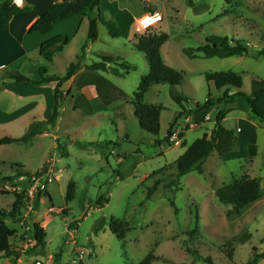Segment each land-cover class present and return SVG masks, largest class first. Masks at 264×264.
I'll use <instances>...</instances> for the list:
<instances>
[{"label": "rangeland", "instance_id": "rangeland-1", "mask_svg": "<svg viewBox=\"0 0 264 264\" xmlns=\"http://www.w3.org/2000/svg\"><path fill=\"white\" fill-rule=\"evenodd\" d=\"M101 3L102 17L115 24L119 36L111 38L99 23L95 42H89L87 32L82 29L72 40L77 32L74 26L69 28L68 45L43 66L50 74L63 77L83 52L84 65L99 62L100 55H113L135 65L136 71L124 77L99 72L124 97L104 105L91 95V113L73 110L71 96L80 92L76 89L77 81L69 91L67 84L61 93L63 101L59 103L56 125L48 130L47 136L37 140L33 147L12 144L0 150V189L11 193L0 195V211L11 208L13 194L17 193L14 187L29 189V183L8 181L5 176L23 172L20 164L33 171L51 158L55 171L63 170L47 186L50 199L42 197L31 219L26 201L20 220L15 224L7 221L16 232L10 239L11 249L19 255L15 264L41 262L47 255H59L54 264H140L151 253L158 258L153 264H207L195 261L193 253L210 258L213 264L249 263L254 251L257 254L264 251V122L250 120L246 102L238 99L235 109L222 122L226 129L242 131L237 151L224 157L211 153L203 165V174L189 173L180 178L178 190L160 187L146 200L147 189L155 179L162 176L164 180L175 179L171 166L197 139L210 133L216 110L211 111L210 122L194 126L192 121L194 127L184 133L179 145H155L154 137L140 129L134 116V94L148 72L144 56L135 46L136 36L145 32L138 29L137 20L151 12L147 9L156 8L162 21L150 30L169 37L160 50L162 61L184 77L177 88L154 85L143 97L144 104L162 109L158 138L163 139L181 110L174 97L185 98L188 103L183 106L188 110L207 100L216 102L223 95L225 89L217 90L213 84L206 83L205 73L240 74L241 91L245 94H250L253 79L264 81V0H149V8L144 0H102ZM123 7L127 10L125 14L119 11ZM224 38L233 39L248 47L250 53L261 56L258 59L190 58L207 39L220 43ZM14 54L11 49L6 53L0 51V60L14 58ZM0 74L5 75V70ZM182 123L191 124L179 122ZM7 132L9 137H17L25 131L16 125ZM105 143L114 145L105 147ZM248 144L257 148L252 159L248 157ZM244 174L258 181L262 197L248 205L240 216L228 217L231 206L219 203L215 192L232 178ZM69 183L75 185V193L72 200L66 201ZM101 196H106L108 203L98 206ZM102 220L104 227L96 233ZM111 220L128 224L129 231L123 241L110 231ZM33 223L44 226V253L31 247L28 241V229ZM228 252L232 258L227 256ZM14 262V258L0 255V264ZM257 264H264V259Z\"/></svg>", "mask_w": 264, "mask_h": 264}, {"label": "trees", "instance_id": "trees-1", "mask_svg": "<svg viewBox=\"0 0 264 264\" xmlns=\"http://www.w3.org/2000/svg\"><path fill=\"white\" fill-rule=\"evenodd\" d=\"M99 3L100 0H72L53 4L35 21L29 29V33L47 34L52 27L59 22L72 17L86 16L88 12L98 9ZM189 4H191V1H189ZM147 10L151 12L153 11L152 9ZM24 12H26V9L16 7L12 4V0H0V29H6L14 16ZM99 23L107 29L111 38H117L119 36V29L113 22L102 21L99 18H95L90 19L88 23L87 40L89 42L93 43L97 40ZM168 39L169 37L165 33L158 30L151 31L150 29L145 30V32L136 36L138 45L135 46V49L138 53H141L144 56L148 70L146 76L141 79L137 91L134 94V116L138 121L140 129L154 137L155 145L161 146L163 143L173 145L169 142V138L173 132L183 124H179L180 121L185 122V119L188 117L193 118L200 116L201 118L197 119L195 123H200L204 120L210 122V113L213 109L216 110L213 119L214 127L208 135H204L202 138L197 139L173 163L171 167L175 170V179L164 180L162 176L161 178L154 180L152 186L147 189L146 200H150L160 187H163V189L172 190L175 188L178 190L180 178L189 173L195 172L199 175L203 174V165L211 153L215 152L219 157H224L234 154L237 151L238 138L236 131L226 129L222 125V122L228 113L235 109L234 105L238 99H243L246 102L247 113L250 120L264 122L263 80L253 79L251 82L250 94H245L241 91L242 77L240 74L233 72L205 73L203 76L206 83L213 84L217 90L225 89L223 95L216 102L207 100L202 105L195 104L192 109L188 110L183 106V103H188L185 98L182 96L174 97L173 101L180 106L181 110L175 116L173 123L169 125L165 137L159 139L158 133L160 130V114L162 109L159 106L144 104L143 97L154 85L167 84L172 88H177L184 80L181 72L170 68L162 61L160 50ZM67 43V39L61 36H57L44 43L40 47V56L43 58L44 63H49L52 57L60 52ZM198 56L205 59L231 57H251L258 59L261 56V53L252 54L249 52L248 47L243 44L235 42L233 39L230 40L224 38L220 43H215L212 40L207 39L204 45L199 46L194 50V53L190 58L195 59L198 58ZM99 58V62L85 67V73L77 82V89L80 90L85 86H90L94 89L96 96L104 105H110L120 97H124V94L120 89L100 75L99 72L111 73L114 76L124 77L131 71H136V67L135 65L123 61L119 56L100 55ZM76 61V63L69 65L66 74L63 77L48 75L46 66H41L38 71L40 76L39 82L31 81L28 77L21 75L16 71H6L5 77L12 79L16 83L49 84L55 82V102L51 116L47 121L32 123L21 137L13 138L6 136L0 138V146L10 144L28 145L34 137L55 127L59 117L58 110L61 98L60 88L79 71V57H76ZM73 110H81L86 113H91L92 106L84 95L79 94L76 97H73ZM189 128V125H185L182 128L178 136L180 141L183 139L184 133L188 131ZM109 144L114 145L113 143H105L104 146L107 147ZM247 152L249 158H254L257 152L256 146L248 144ZM249 162L251 163L250 160ZM162 172L163 171H160L159 173L162 174ZM33 174L35 173L17 171L12 177H8L7 180L11 181L13 179H18L20 176L29 179ZM24 190L25 188H23V191L20 194H13L14 200L9 210L0 211V255H5L11 259L14 258L15 262L13 264L19 259L18 253L11 249L10 243V239L14 237L16 232L7 224V221L15 224L20 220L25 201ZM74 193L75 185L69 183L65 194L66 201L72 200ZM9 194L11 193L0 189V195ZM215 195L219 203L231 206V209L227 212L228 217L232 215L240 216L248 205L256 202L262 197V190L256 179H252L244 174L240 178H232L228 184H225L216 190ZM43 196H48L50 199L47 191L43 194H36L31 211L28 213L30 219L32 218L33 213L39 209L40 201ZM106 203H108V198L106 196H101L97 201L98 206H102ZM170 205L171 207H174L173 202H170ZM175 213H177L176 210ZM104 224V220H102L96 229V233L102 231ZM109 227L110 231L119 241H123L124 235L129 231L128 224L120 223L119 221L111 220ZM31 229L36 240V246L39 248V252L44 253L46 238L45 229L37 223H33ZM231 254V252H228L227 256L232 258ZM193 255H195V261L199 260L207 264H213L210 258H202L196 253H193ZM58 259L59 255H55V262ZM261 259H264V251L259 254L254 251L252 260L247 264H257ZM157 260L158 258L151 253L147 255L140 264H153Z\"/></svg>", "mask_w": 264, "mask_h": 264}, {"label": "crops", "instance_id": "crops-1", "mask_svg": "<svg viewBox=\"0 0 264 264\" xmlns=\"http://www.w3.org/2000/svg\"><path fill=\"white\" fill-rule=\"evenodd\" d=\"M68 1L72 0H23V5L21 8H25L26 12L14 16L9 22L7 28L0 30V51L6 53L7 50L11 49L13 53H15L14 58H2L0 60V71L5 70L6 73L8 70H16L21 75L28 77L31 81L39 82L40 76L38 71L39 68L45 64L43 58L40 56V47L44 43L57 36L64 37L69 42V28L75 26L77 32L75 36L71 38L74 40L81 29L87 32L90 19L99 18L102 21H108L105 17H102L101 12L99 11L102 4V0H100L98 9L88 12L86 16L72 17L59 22L54 25L47 34L29 33L31 26L47 11L51 5ZM144 1L146 2V7L149 8V0ZM110 4L113 3L111 2ZM151 9L153 11H158L156 8ZM119 11L121 14H125V12H127L125 7L121 8ZM126 17H128V15H126ZM122 18L124 19L125 15H122ZM84 48H86V46H84ZM63 49L54 55L52 59L59 55ZM86 50L87 48L85 51ZM77 57H79V71L73 78L64 83L60 88V92L62 94L67 84L68 88H66V90L69 91L71 84H73L74 81L78 82V78H80L85 73L84 70L87 65L82 63L84 53L81 52V54ZM51 60L49 63H51ZM49 63H47V65ZM48 73L49 72H47V74ZM5 75L0 74V138L6 136L9 137V132H7V129L10 131L13 129V127H16V125H21L23 131L26 132L32 123L47 121L51 116L55 102V82L49 84L16 83L12 79L6 78ZM48 75L53 74L49 73ZM78 91L80 94L84 95L88 101L89 96H96L94 89L90 86H85ZM73 97L74 96H71L72 103ZM61 101H63L62 98H60V102ZM199 118L201 117H188L185 119V122L191 123L193 121L195 126L199 124L195 123V121ZM206 122L209 121L204 120L201 123ZM194 126L191 123L189 127L192 128ZM47 132L34 137L31 143L26 146L33 147L35 143L38 142L37 140H39L41 137L47 136ZM236 133L238 134L237 138H241L243 136L242 131L239 129L236 130ZM10 145L0 146V150ZM55 148L58 149L59 146L57 145ZM27 152L29 151L27 150ZM50 159L51 158L43 161L36 170L29 171L26 169V164H20V169L23 170V172L35 173L41 169ZM5 176L12 177L13 174Z\"/></svg>", "mask_w": 264, "mask_h": 264}, {"label": "built area", "instance_id": "built-area-1", "mask_svg": "<svg viewBox=\"0 0 264 264\" xmlns=\"http://www.w3.org/2000/svg\"><path fill=\"white\" fill-rule=\"evenodd\" d=\"M12 4L15 5L16 7H22V5H23V3H22L20 6H18L17 4H15L13 2V0H12ZM157 15L159 16L158 20L156 19ZM146 17H151L155 22H150L149 25L147 27H145L143 24H141V21L143 19H145ZM161 21H162V15L158 11H152V12L144 13L137 20L138 29L141 31L148 30ZM185 124H186V122H185ZM188 124H190V123H188ZM184 126L185 125L183 123L180 127H178L173 132V134L169 138V142L172 143L174 146H177L180 144V140H179L178 136H179V133L181 132V130ZM62 172H63V170L60 168L55 171L53 161L50 159L46 164H44V166L41 169H39L37 172H35V174H33L29 179L24 177V176H20L18 179H16L17 181H20V182L29 183V189L27 190L25 188V190H24V195H25L24 203L26 201L28 203V206H27L28 213L31 211V208H32L36 194H38V193L43 194L45 191H47L48 184L51 183L52 181H56V176H60L62 174ZM14 188L18 194H20L23 191V189H20L19 187H14ZM28 241L31 243V247H33L34 249H39L36 246V240H35V237L33 235V231L31 228L28 229ZM79 257L82 258L83 255L81 253H79ZM54 262H55V256L47 255V257L44 261H41V262L35 261L34 264H54Z\"/></svg>", "mask_w": 264, "mask_h": 264}, {"label": "clouds", "instance_id": "clouds-1", "mask_svg": "<svg viewBox=\"0 0 264 264\" xmlns=\"http://www.w3.org/2000/svg\"><path fill=\"white\" fill-rule=\"evenodd\" d=\"M13 2L15 4H17L18 6H20L23 3V0H13ZM156 19H159V16H156ZM150 22H155L151 17H146L145 19H143L141 21V24H143L145 27H147L149 25Z\"/></svg>", "mask_w": 264, "mask_h": 264}]
</instances>
